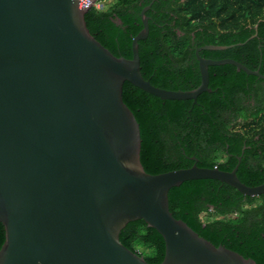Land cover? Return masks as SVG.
<instances>
[{"label":"water","instance_id":"obj_1","mask_svg":"<svg viewBox=\"0 0 264 264\" xmlns=\"http://www.w3.org/2000/svg\"><path fill=\"white\" fill-rule=\"evenodd\" d=\"M94 0H0V264H151L126 248L121 230L143 220L162 237L158 264H256L214 245L169 210L168 192L185 181L213 179L248 197L264 183L243 184L231 171L191 167L147 173L140 129L122 98L129 82L162 100H193L208 88L210 60L197 48L200 83L192 90L152 85L140 71L138 42L131 57L113 55L84 19ZM117 25L119 18L113 19Z\"/></svg>","mask_w":264,"mask_h":264},{"label":"trees","instance_id":"obj_2","mask_svg":"<svg viewBox=\"0 0 264 264\" xmlns=\"http://www.w3.org/2000/svg\"><path fill=\"white\" fill-rule=\"evenodd\" d=\"M106 1L109 3L103 10L90 8L85 13L86 26L113 55L124 58L131 57L132 39L142 28L140 12L148 6L144 13L148 35L139 40L138 55L143 78L156 87L180 90L176 80L167 79L169 68L176 70L169 57H182L196 46L231 45L218 52L202 50L201 54L219 53L215 58L228 56L249 69L256 68L250 62H257L261 52L258 45L264 43V0ZM115 18L121 24H115ZM173 20L184 33L180 37L168 25ZM209 69L211 91L202 92L195 101L162 100L124 82L122 98L139 124L140 161L147 173L159 174L193 164L221 167L216 158L227 142L230 152H239L240 136L230 130L239 116H245L247 107L241 103V94L254 76L231 64ZM186 73L190 76L193 71ZM198 83L199 76L192 86ZM236 175L247 186L264 182V170L247 168L245 163L239 164ZM257 199L262 202L254 204ZM168 204L173 217L184 221L199 236L264 264V193L248 197L217 180H191L169 190ZM204 213L216 216L209 219ZM119 240L148 263L163 260V239L143 220L129 222ZM3 241L0 223V247Z\"/></svg>","mask_w":264,"mask_h":264},{"label":"flooded vegetation","instance_id":"obj_3","mask_svg":"<svg viewBox=\"0 0 264 264\" xmlns=\"http://www.w3.org/2000/svg\"><path fill=\"white\" fill-rule=\"evenodd\" d=\"M171 26L178 37L182 36L184 33L176 28V21L173 20L168 24ZM256 28V25L254 26ZM201 46H196L191 48L188 52L181 54L182 57H169L170 62H173L174 69L169 68L170 70L167 73L168 81L176 80L178 82L180 90L182 89L180 86H184L186 90L195 89L200 83V73L198 68V60L196 56V50ZM262 47L264 49V43L258 45L260 49V55L257 62H250L251 65L256 66V68L249 69L243 63L238 62L248 68L251 71H258L259 75L254 76L251 84H247L245 89L247 90L245 93L241 94V103L247 107V111H245V116H239L231 125V132L235 134H239L240 136V150L239 152H230V145L227 142L225 144L224 149L217 154L216 160L218 161L221 167L215 165L212 168H217L222 171H231L240 163H245L247 168H255V169H263L264 170V51H262ZM193 49V50H192ZM201 51H198V55L204 59L210 60H223V59H232L231 57H218L219 53H212L207 56L201 54ZM215 51V50H214ZM217 52L220 50H216ZM223 51V50H221ZM177 60V62L175 61ZM233 60V59H232ZM167 64V63H165ZM224 65V64H222ZM214 66V65H211ZM210 67V66H209ZM208 67V84H209V69ZM189 70L193 73L189 76ZM215 75V73H212ZM189 76V77H188ZM197 76H199V83L196 86H192L193 83L197 81ZM209 88V87H208ZM210 89V88H209ZM181 90V91H186ZM207 140V138H206ZM235 142V141H234ZM235 146V143H233ZM192 160L195 162L198 161L195 157H192ZM236 161V164L233 162ZM233 164V165H232ZM237 171V170H236ZM264 183V182H263ZM261 199H257L254 204L261 203Z\"/></svg>","mask_w":264,"mask_h":264},{"label":"built area","instance_id":"obj_4","mask_svg":"<svg viewBox=\"0 0 264 264\" xmlns=\"http://www.w3.org/2000/svg\"><path fill=\"white\" fill-rule=\"evenodd\" d=\"M106 5V0H94L89 6L88 9L90 8H95L96 10H103Z\"/></svg>","mask_w":264,"mask_h":264},{"label":"rangeland","instance_id":"obj_5","mask_svg":"<svg viewBox=\"0 0 264 264\" xmlns=\"http://www.w3.org/2000/svg\"><path fill=\"white\" fill-rule=\"evenodd\" d=\"M108 3H109V1H106V4H108ZM203 216H204V217H208L209 219H212V218H214L216 215L213 214V213H204Z\"/></svg>","mask_w":264,"mask_h":264}]
</instances>
